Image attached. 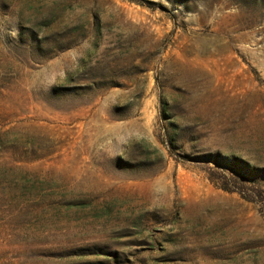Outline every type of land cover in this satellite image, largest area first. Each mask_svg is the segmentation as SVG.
Segmentation results:
<instances>
[{
  "label": "rangeland",
  "instance_id": "rangeland-1",
  "mask_svg": "<svg viewBox=\"0 0 264 264\" xmlns=\"http://www.w3.org/2000/svg\"><path fill=\"white\" fill-rule=\"evenodd\" d=\"M0 264H264V0H0Z\"/></svg>",
  "mask_w": 264,
  "mask_h": 264
}]
</instances>
